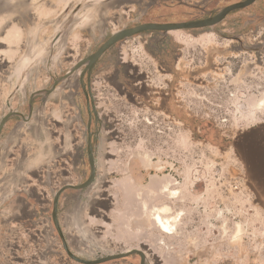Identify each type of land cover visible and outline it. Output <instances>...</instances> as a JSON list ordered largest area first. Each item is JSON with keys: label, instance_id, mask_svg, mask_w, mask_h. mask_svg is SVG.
I'll return each instance as SVG.
<instances>
[{"label": "rangeland", "instance_id": "obj_1", "mask_svg": "<svg viewBox=\"0 0 264 264\" xmlns=\"http://www.w3.org/2000/svg\"><path fill=\"white\" fill-rule=\"evenodd\" d=\"M57 1L0 0V16L6 20L14 17L25 5L30 11L35 7L36 20L50 19L57 13L53 9ZM147 4L143 0L141 8ZM89 8L85 13L87 23L95 25L100 11L95 13ZM114 15V9L106 13L112 20L109 32L118 24ZM127 16L123 23L132 24L133 19ZM231 17H236L237 27L168 34L183 40V44L172 40V48L182 47L178 71L187 78L182 79V86L178 84L176 95L185 100L174 102L183 103V118L181 108L173 107L178 111H172V123L157 126L152 123L149 94L140 97L136 92L134 99H129L109 81L119 63L121 70L126 65L125 74L133 75L139 70L152 79L158 76V62L150 53L157 47L152 45L147 51L144 48L151 33L129 39L124 46L126 62H121L119 52L117 62L111 60L115 49L106 52L102 58L104 67L97 71L94 85L98 93L96 109L103 123L109 124L108 130L114 129L105 133L114 138L108 147L114 153L110 155V167L115 170L112 175L153 166L148 169L151 175H168L171 188L178 190L176 197L168 198L174 209L165 216L174 217L171 251L179 264H264V57L261 60L255 53L240 51L236 41H255L264 35V29L251 35L242 28L245 16L234 13ZM134 19H138L136 15ZM142 20L154 21L149 17ZM153 34L160 42L159 33ZM10 37L8 34L6 39ZM100 44H93L92 52ZM160 81H148L152 85L144 86L147 91L159 89L155 83L165 85L170 80L161 77ZM171 145L173 152H166ZM186 182H194L188 190V200L187 191L181 190ZM175 183H179L176 188ZM197 194L204 195L202 201H195L193 196ZM176 231L181 236H176Z\"/></svg>", "mask_w": 264, "mask_h": 264}, {"label": "flooded vegetation", "instance_id": "obj_2", "mask_svg": "<svg viewBox=\"0 0 264 264\" xmlns=\"http://www.w3.org/2000/svg\"><path fill=\"white\" fill-rule=\"evenodd\" d=\"M62 1V5L60 0L54 3L53 9L57 10V13L50 19L36 20L37 16L34 15L35 11L33 10L35 7H31L33 9L30 11L29 6L25 5H21L14 17L6 20L7 17L0 16V56H2L0 57V84H4L7 90L5 94L0 93V135L3 132L4 124L12 120L22 121L25 124V133L31 136H35L38 132L44 133V126L47 127V125L52 129L50 132H56L55 128L65 125L72 142L73 155L69 157L71 167L75 172L85 174L84 180L87 181L93 168L98 172L105 162L106 164L110 163V160L113 159L110 155L114 154L108 149L114 138L105 135L114 129L108 130L109 124L103 123L100 111L96 109L99 107L95 100L98 93L94 92L96 77H98L97 71L104 67L102 58L105 53L115 49L113 50L114 54H110L111 60L117 62L116 53L119 52L121 62H126L124 46L129 39L137 35L151 33L150 37L145 40L144 48L147 51L151 49L152 45L157 47L156 49L152 48L150 53L158 62L159 69L156 70L159 72L158 76L156 75L155 79H152L151 75H141L139 70L133 75L125 74L126 65H123L124 68L121 70L119 63L115 68L114 75L109 77V81L114 83L119 91L122 90V93L129 99H134L132 95L134 96L136 92H139L137 95L140 97H144L146 93L149 94L148 100L154 118L152 123H156L157 126L168 125L172 123V111H178L173 107L181 108L180 113L183 118V103L174 104V102L185 100L183 97L178 99L176 95L178 94V84L180 83L182 86V79L187 80L182 71L180 73L178 71L182 47L172 48L173 39L182 44L183 40L177 37L173 38L168 34L177 30L219 31L237 27L236 17H231L237 9H230L220 19L204 25L171 30L144 29L112 42L93 63H90L89 56L94 53L92 52L93 44L101 43L96 49L97 51L115 33L143 23L202 21L219 14L224 8L244 0H144L148 4L143 8H141L143 0H116L115 2L119 5L114 8L117 13L114 17L118 24L116 29L111 27L110 32L109 26L112 20L104 12L98 14L99 18L95 25H89L86 20L88 15L85 14L89 9L86 2L82 0ZM242 9L253 13L247 17V22H242L247 26V29H251V35H255V31H259L261 28L264 29V0H254ZM126 14H128L127 19H133L132 24L123 23ZM135 15L139 20L134 19ZM148 17L154 21L142 20ZM17 28L22 32L18 50L16 48L15 54L7 56L5 52H2L4 45L7 46L5 48L7 50L11 48L2 38L8 34L12 35ZM93 28L96 36L92 33ZM153 33H159L160 42L155 40ZM259 36L260 38H254L255 41L250 40V42L238 40V44H249L253 47L250 53H255L256 57L263 60L264 35ZM73 38H75L74 42ZM87 40L88 43H86ZM130 70L131 68L128 69V72ZM119 75H125L124 79L119 80ZM161 77L163 79L168 77L170 81H165V85L155 83L154 86L159 89L146 90L144 85H152L148 81L161 82ZM3 104L4 110L2 111ZM167 128L172 129L171 126ZM90 146L92 147L91 151ZM149 168L152 170L154 167L139 168L143 180L151 175V172L148 171ZM143 170H147L148 173L146 174ZM53 212H56L58 219V201L53 205ZM53 215L56 227L54 232L56 236L53 237V242L56 243V246L53 245L51 248L43 250L41 259L44 260V264H48L49 257L54 261L52 264H61L60 260L63 258L61 250L65 251L63 246L62 248L59 246L60 237L63 239V234H61L62 230L58 220L57 222L55 220V214ZM66 256L68 259L71 258L68 253ZM121 258L133 259L134 264H148L146 258L139 252Z\"/></svg>", "mask_w": 264, "mask_h": 264}, {"label": "crops", "instance_id": "obj_3", "mask_svg": "<svg viewBox=\"0 0 264 264\" xmlns=\"http://www.w3.org/2000/svg\"><path fill=\"white\" fill-rule=\"evenodd\" d=\"M244 7L236 8L235 13L245 16L243 23L253 14ZM242 28L251 31L246 25ZM6 36L2 40L11 49L4 45L2 52L15 54L22 32L17 28L9 40ZM0 88L1 94L7 92L4 84ZM44 128V133L31 136L25 133L22 121L12 120L4 124L0 135V264H44L41 253L56 244L53 205L57 194L58 222L65 240L60 237L59 246L65 249L61 250V264H134L133 259L125 258L90 262L138 247H143L148 264H179L171 251L175 232H165L152 216L153 208L169 204L168 198H172L162 185L151 186L152 175L143 180L139 170L114 176L115 170L105 162L93 183L83 186L85 174L75 172L70 164L73 150L67 127L60 125L56 132H50L48 125ZM165 151L172 153L173 146ZM126 179L131 196L118 185ZM193 185L182 184L187 200ZM193 197L200 202L204 195ZM178 233L182 234L176 231V236H181ZM52 260L49 257L47 263H54Z\"/></svg>", "mask_w": 264, "mask_h": 264}, {"label": "water", "instance_id": "obj_4", "mask_svg": "<svg viewBox=\"0 0 264 264\" xmlns=\"http://www.w3.org/2000/svg\"><path fill=\"white\" fill-rule=\"evenodd\" d=\"M69 1V0H68ZM83 1V0H82ZM253 0H244V1H241V2H238V3H235V4H232L224 9H222V11L215 15V16H212V17H209L205 20H202V21H196V22H182V23H152V22H149V23H143V24H140V25H137L135 27H132V28H128V29H124L118 33H115L111 38L110 40L105 43L104 45H102L96 52L92 53L90 56H89V61L90 63H93L98 57L99 55L102 53V51L108 46L110 45L112 42L116 41L117 39H120V38H123V37H128L130 35H133L139 31H142L144 29H164V30H171V29H180V28H188V27H194V26H198V25H204V24H207V23H213L214 21L220 19L228 10L230 9H233V8H240V7H244L246 5H248L249 3H251ZM84 2H86L87 4V7H92L91 10L92 11H100V12H104L105 14L109 11V10H112L114 8H116V6H118L119 4H117L116 2H107L106 0H84ZM94 3H97V4H94ZM90 9V8H89ZM241 50L240 51H248V52H251L252 51V46H248V45H241L240 46ZM95 108V106H94ZM95 113L98 117V113L95 109ZM2 125V124H1ZM92 147L90 146V151L92 150L91 149ZM96 170L95 168H93V171H92V174L90 175L89 179L87 181H85L82 185H90L91 183H93L94 179L96 178ZM58 201V194H57V197H56V202ZM55 220L57 222V217H56V213H55ZM62 234V232H61ZM63 237V235H62ZM63 240H64V237H63ZM65 242V240H64ZM143 247H138V248H126L123 250V252L121 253H118V254H114V255H111V256H106L104 258H101V259H97V260H94V261H91L90 263H100L102 261H106V260H110V259H117V258H121V257H125L131 253H134V252H139L143 255L144 257V252H143ZM73 257H75L76 259H79V260H82L76 256L73 255ZM146 257V255H145Z\"/></svg>", "mask_w": 264, "mask_h": 264}, {"label": "bare ground", "instance_id": "obj_5", "mask_svg": "<svg viewBox=\"0 0 264 264\" xmlns=\"http://www.w3.org/2000/svg\"><path fill=\"white\" fill-rule=\"evenodd\" d=\"M68 1V0H67ZM70 1V0H69ZM107 2H115L116 0H106ZM94 4H97V3H94ZM92 8V7H91ZM92 11V10H91ZM92 12H95L96 11H92ZM98 13V12H97ZM96 16V14H95ZM130 180H132L130 178ZM131 182V181H130ZM151 183V186L152 185H157V188H158V185L161 184L163 189L166 190L168 193H169V196L170 197H176L177 194H178V190L177 189H172L171 188V185H172V181L170 179V177L167 175L166 176H158L156 174L152 175V177L150 178V181ZM148 182V183H149ZM149 183V184H150ZM118 185L123 187L126 196H131V188L129 187V184L127 182V179L126 180H122L120 182H118ZM150 186V185H149ZM160 186V185H159ZM135 194V192H132ZM134 197V196H133ZM131 204V203H130ZM56 205V204H55ZM133 205V204H132ZM173 211L172 207L169 205V204H164L160 207H156V208H153L152 209V216L155 220V223L159 224L160 227L165 231V232H168V233H173L174 230H175V225L172 223L173 220H174V217L173 216H165L166 214H170L171 212ZM56 213V212H55ZM91 217V216H90ZM89 217V218H90ZM94 217V216H93ZM96 219V218H94ZM125 221V220H124ZM123 229V228H122ZM128 232V231H127ZM139 235V234H138ZM125 236V235H124ZM127 236V235H126ZM128 237V236H127ZM135 239V238H134Z\"/></svg>", "mask_w": 264, "mask_h": 264}]
</instances>
